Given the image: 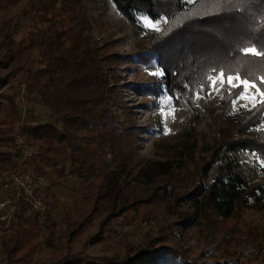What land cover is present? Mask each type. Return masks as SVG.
Here are the masks:
<instances>
[{
	"label": "trees",
	"instance_id": "obj_1",
	"mask_svg": "<svg viewBox=\"0 0 264 264\" xmlns=\"http://www.w3.org/2000/svg\"><path fill=\"white\" fill-rule=\"evenodd\" d=\"M111 2L148 41L130 58L154 63L163 73L157 83L130 88L142 96L152 95L155 102L166 93L174 107L189 113L190 124L175 134L180 143L173 158L145 163L136 155L137 127L121 121V115L130 118L131 112L119 80L104 65L107 59L120 58L100 54L83 0H0V176L19 172L46 177L52 172L61 182L77 174L86 191L59 226L53 219L54 210L62 207L52 193L55 185L39 193L47 205L44 214L33 212L22 199L11 226L0 236L6 239L0 264H30L43 245L51 250L54 264H264V246L259 244L248 261H201L186 255L183 242L170 240L173 231L170 236L163 230L135 245L114 227L132 210L142 219L157 216L151 207L157 199H140L130 192L134 169L141 166L140 178L151 185L162 181L156 187L161 198L172 193L178 171L185 170L200 149L196 123L204 111L197 96L208 98L209 78L219 73L255 83L263 100L235 112L233 101L241 88L222 87L205 137L203 152L208 158L197 168L195 188L181 201H191L207 227L214 215L229 221L244 210L264 211L260 163L264 162V54L245 53V49L264 48V0ZM144 17L167 24L161 30L151 29L144 25ZM19 35L24 36L21 41ZM18 78L26 87V99L38 95L48 117L37 126L23 124L21 132L17 130L23 123L21 107L10 93ZM19 138L35 150L31 156L23 153ZM247 156L254 160H246ZM177 225L186 232L199 223L183 215ZM245 237L239 242L251 240ZM75 240H82L85 249L99 244L103 253L73 254Z\"/></svg>",
	"mask_w": 264,
	"mask_h": 264
},
{
	"label": "rangeland",
	"instance_id": "obj_2",
	"mask_svg": "<svg viewBox=\"0 0 264 264\" xmlns=\"http://www.w3.org/2000/svg\"><path fill=\"white\" fill-rule=\"evenodd\" d=\"M83 2L90 21V34L99 48L100 54L103 57L117 55L120 58L118 62L107 59L104 65L106 69L111 68L115 71L116 78L119 80L118 85L124 95L123 98L131 112L130 118L121 115V121L125 125H133L138 129L136 155L145 163L173 158L176 154L174 147L180 143V138H176L175 134L190 124L189 113L184 109L174 107L172 99L166 93L160 95L159 100L155 102L152 95L142 96L130 88L132 85L148 86L159 82L158 79L161 75H157L160 71L156 64L137 63L130 58L143 51L149 45L148 41L134 30L111 0H83ZM144 20L150 21L151 25H156V27H151L143 22L146 27L156 30L163 29L167 24L166 20L158 23L146 17L142 18V21ZM23 37V35H19L18 41H21ZM229 76L233 77V84L240 83L236 79L238 75ZM228 77L223 75L224 83L222 84L218 75L208 98L200 96L197 98L198 106L204 111V115L196 123L200 149L196 152L195 160L188 162L185 170L178 171L177 184L174 185L172 193L161 198L162 195H157L156 187L163 185L162 181L159 180L157 186L151 185L144 178H140L141 166L137 165L134 169L131 180L134 188L130 192L140 199L153 197L157 199L158 202L156 203L154 200L155 203L151 205L157 210V216H148L146 219H142L136 210H132L125 217L119 218L114 223V227L122 236L126 237L127 242L139 245L163 234L161 232L163 230L164 235H170V232L173 231L174 235H170V240L183 242L187 251L186 255L201 261H215L218 258H223L233 262H238L240 259L248 261L250 255L255 251L254 249L264 246V211L244 210L229 221H224L214 215L212 225L209 224L207 227L204 218L193 203L187 200L181 201L195 188L197 168L203 163V159L208 158L207 154L203 152L207 140L205 137L208 123L214 118L211 111L216 106L220 90L227 84ZM117 80H111L113 86ZM235 88L238 87L230 89ZM10 93L21 107L23 123L17 129L19 132L22 131L23 124L37 126L48 121L47 112L40 102V97L35 95L32 101L26 99V87L23 85L22 78H18L11 84ZM247 95L249 99L235 101V112L242 108H251L263 100V94L257 86L249 87ZM34 152L35 150L30 147L29 153L33 154ZM246 160H254V158L247 156ZM260 163L264 165V162L260 161ZM106 164L108 168H111L108 159H106ZM68 170H70V165H68ZM183 177L188 180H182ZM6 178L5 175L0 176V187ZM45 178L49 185L42 191L46 193L47 188L55 185L52 188V193L55 199L62 203V207L53 212V219L56 226H59L65 216L73 214L74 203L82 200L86 192L84 180L77 174H70L58 182L52 172H48ZM183 215L193 216L199 225L183 232L177 225ZM244 236H246L245 239L247 236L251 237V240H246L245 244L239 242V238ZM5 241V238H0V257H3L5 253V246H3ZM55 247L57 249L61 247L59 242L55 244ZM72 247L73 254L81 253L99 257L103 253L99 244L85 249L82 240H75ZM53 259L51 250L43 245L30 260V264H54Z\"/></svg>",
	"mask_w": 264,
	"mask_h": 264
},
{
	"label": "built area",
	"instance_id": "obj_3",
	"mask_svg": "<svg viewBox=\"0 0 264 264\" xmlns=\"http://www.w3.org/2000/svg\"><path fill=\"white\" fill-rule=\"evenodd\" d=\"M18 142L22 146L23 153L28 157L31 156L28 143L21 138ZM48 185L45 177L33 173L15 172L6 178L0 187V236L11 226L22 199L29 203L33 212L38 214L47 212V205L39 193Z\"/></svg>",
	"mask_w": 264,
	"mask_h": 264
},
{
	"label": "snow or ice",
	"instance_id": "obj_4",
	"mask_svg": "<svg viewBox=\"0 0 264 264\" xmlns=\"http://www.w3.org/2000/svg\"><path fill=\"white\" fill-rule=\"evenodd\" d=\"M138 22H140V21H138ZM143 22L145 24H149L151 27H156V25H151L150 24V21H148V20H144ZM245 53L246 54L247 53H251L253 55H261V54H264V48H262L259 52H257L256 49H254V48L245 49ZM157 75H163V73L160 72V73H157ZM223 75H224L223 73H219V78L221 79L222 84L224 83V81H223ZM209 79H210V87H214V85H215V79H213V78H209ZM236 79L240 81L239 84H233L232 83L233 77L232 76H229L227 78V84L229 85L230 88L231 87H240L241 88V91L238 94V99H249V97L247 95L248 90H249V87H256V84L255 83H251L250 84L247 79L240 80L239 76H237ZM262 81H264V78H262ZM210 94L211 93H209V95ZM197 98H199V95L197 96ZM233 103H235V101H233ZM253 107H255V104L253 105Z\"/></svg>",
	"mask_w": 264,
	"mask_h": 264
}]
</instances>
